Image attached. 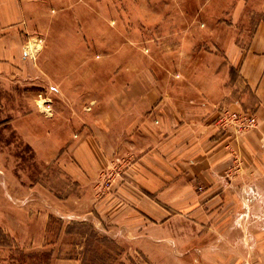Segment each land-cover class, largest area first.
<instances>
[{
  "label": "crops",
  "instance_id": "obj_1",
  "mask_svg": "<svg viewBox=\"0 0 264 264\" xmlns=\"http://www.w3.org/2000/svg\"><path fill=\"white\" fill-rule=\"evenodd\" d=\"M114 2L0 0V70L21 63L23 38L38 24L56 42L42 47L43 57L55 58L49 51L67 33L74 38L69 53L57 51L56 59L63 67L73 64L76 79L97 80L99 64L112 72V62L121 61L129 82L115 92L123 96L103 103L112 114L80 133L75 151L83 158L89 144L104 166L101 143L108 150L107 143L131 145L137 192L126 219L150 240L140 250H166L171 264H264V0H229L240 5L231 15L197 18L176 11L189 0H133L132 9L149 15L119 24L116 58L106 20L123 7ZM81 31L102 38L89 44ZM229 110L254 114L258 125L242 133L231 124L221 128L217 119Z\"/></svg>",
  "mask_w": 264,
  "mask_h": 264
},
{
  "label": "rangeland",
  "instance_id": "obj_2",
  "mask_svg": "<svg viewBox=\"0 0 264 264\" xmlns=\"http://www.w3.org/2000/svg\"><path fill=\"white\" fill-rule=\"evenodd\" d=\"M189 1L188 8L176 9L180 17L231 15L240 8L229 0H209L206 6ZM120 4L123 10L111 11L106 20L112 27L108 42L112 39L115 58L122 52L119 24L149 15L148 10L132 9L133 0H115L116 7ZM39 25L23 38L21 63L0 70V229L7 243L0 245V264H171L166 250L142 252L139 246L150 240L137 235L126 219L129 197L137 192L131 173L136 156L129 142L107 143L113 147L109 150L101 143L108 157L104 166L89 144L83 158L75 151L79 134L95 119L112 114L103 103L123 96L115 92L129 82L121 76V61L112 62V72L99 64L103 70L97 80L76 79L74 65L63 67L56 59L58 53H69L74 38L64 34L68 38L49 51L55 58L43 57L48 41L56 42L51 35H41ZM100 36L81 31L79 38L90 44ZM35 39L41 46L28 53ZM136 46L152 53L147 43ZM96 57L101 58L100 53ZM68 66L71 71L65 72ZM84 74L89 75L88 69ZM93 85L99 86L98 94L92 93ZM113 111L118 109L113 106ZM64 125L70 130L68 141ZM120 219L130 224H120Z\"/></svg>",
  "mask_w": 264,
  "mask_h": 264
},
{
  "label": "built area",
  "instance_id": "obj_3",
  "mask_svg": "<svg viewBox=\"0 0 264 264\" xmlns=\"http://www.w3.org/2000/svg\"><path fill=\"white\" fill-rule=\"evenodd\" d=\"M221 128H227L234 125L238 132H244L258 125V118L248 112L226 111L222 112L218 117Z\"/></svg>",
  "mask_w": 264,
  "mask_h": 264
},
{
  "label": "bare ground",
  "instance_id": "obj_4",
  "mask_svg": "<svg viewBox=\"0 0 264 264\" xmlns=\"http://www.w3.org/2000/svg\"><path fill=\"white\" fill-rule=\"evenodd\" d=\"M32 40V39H31ZM40 46H41V44H40V42H39V40L37 41V39H35L34 41H32L30 44H29V50L31 51V52H34V51H36V50H38L39 48H40ZM31 55V54H30ZM41 104L43 105V107L45 108L46 107V105H45V101L43 102V101H41ZM41 104H40V106H41ZM46 110V109H45Z\"/></svg>",
  "mask_w": 264,
  "mask_h": 264
},
{
  "label": "trees",
  "instance_id": "obj_5",
  "mask_svg": "<svg viewBox=\"0 0 264 264\" xmlns=\"http://www.w3.org/2000/svg\"><path fill=\"white\" fill-rule=\"evenodd\" d=\"M3 235L5 236V234L3 233V230L0 229V245H6L7 243H4V239H3Z\"/></svg>",
  "mask_w": 264,
  "mask_h": 264
}]
</instances>
